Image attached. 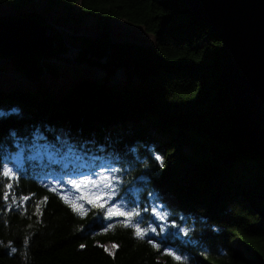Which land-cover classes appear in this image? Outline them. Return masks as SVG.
Wrapping results in <instances>:
<instances>
[{
    "label": "trees",
    "instance_id": "obj_1",
    "mask_svg": "<svg viewBox=\"0 0 264 264\" xmlns=\"http://www.w3.org/2000/svg\"><path fill=\"white\" fill-rule=\"evenodd\" d=\"M32 2L0 0V5L20 9ZM55 5L63 8L59 24L96 19L98 35L77 37L75 58L100 67L105 77L98 82L82 79L57 97L42 83L36 91L0 87V108L20 109L19 116L0 119V143L10 148L15 130L25 138L22 146L31 149L25 155H32L43 141L33 145L39 129L47 139L59 133L62 139L69 133L72 140L79 137L75 143L90 155L118 150L124 166L131 168L126 181L137 178L145 191L153 179L155 189L168 195L174 213L193 218L191 231L201 235L207 250L196 252L174 242L186 256L205 261L193 264H264V160L235 133L233 103L219 80L220 39L196 18L187 0H45L44 8ZM26 15L44 23L37 13ZM112 18L141 26L154 43L112 41ZM53 39L55 52L65 53L58 32ZM46 55L25 53L12 59L37 79L40 58ZM118 68L126 84L107 85ZM157 154L163 169L154 159ZM188 163L196 166L186 187L178 172ZM141 175L147 183L138 179ZM42 177L38 167L36 175L30 170L13 182L17 198L31 196L26 211L5 210L2 196L8 181L0 177V264H175L162 254L163 248L153 249L118 223L122 218L107 221L95 209L85 217L74 214ZM44 197L47 203H40L43 214L37 217L36 205ZM109 223L115 226L105 232ZM106 244L118 247L109 255Z\"/></svg>",
    "mask_w": 264,
    "mask_h": 264
},
{
    "label": "snow or ice",
    "instance_id": "obj_2",
    "mask_svg": "<svg viewBox=\"0 0 264 264\" xmlns=\"http://www.w3.org/2000/svg\"><path fill=\"white\" fill-rule=\"evenodd\" d=\"M13 115H20L18 107H11L8 110L0 108V119ZM10 137L13 140L10 148L6 149L4 144L0 143V177L8 181L4 185L2 196L5 210L11 211L13 207H17L26 211L25 204L30 201L31 196L21 195L17 198L13 192V182H18L21 177H27L30 170L36 175L39 167L43 173L42 178L51 181L48 190L59 195L74 214L85 217L91 209H95L102 212L107 221L122 218L118 223L126 229H131L137 239H146L147 243L157 251L163 248L162 254L171 257L175 264H188L191 257L186 256L174 243L181 237L190 235L191 229L185 226V217L175 216L167 198L155 189L147 192L148 203L142 204V199H145L144 185L137 184V178L126 181L131 168L124 166L118 150L102 156L89 155L79 148L69 133L67 139L58 136L57 144L48 145L53 151L48 153V165L41 166L37 163V156L25 155L26 151H31L21 144L25 138L19 136L15 130H11ZM45 139L47 137L43 132L36 129L33 134V145L36 141ZM154 159L161 169L165 167L161 155H155ZM49 166L51 171L48 170ZM138 179L148 182L146 175H141ZM10 198L11 203H9ZM47 199L44 197L37 203L34 215L39 217L43 214L40 203L46 204ZM144 213H150L154 218L146 227L141 226ZM114 226L109 223L104 231L107 232ZM169 238L173 243H169ZM24 242L28 243L27 237ZM80 247L85 246L81 244ZM112 247L116 249L118 246L113 244ZM16 251L15 247L11 248V253ZM111 254L110 252L109 255Z\"/></svg>",
    "mask_w": 264,
    "mask_h": 264
},
{
    "label": "water",
    "instance_id": "obj_3",
    "mask_svg": "<svg viewBox=\"0 0 264 264\" xmlns=\"http://www.w3.org/2000/svg\"><path fill=\"white\" fill-rule=\"evenodd\" d=\"M187 2L220 39L219 80L233 103L235 133L264 160V0ZM26 14L0 17V55L53 52V31Z\"/></svg>",
    "mask_w": 264,
    "mask_h": 264
},
{
    "label": "rangeland",
    "instance_id": "obj_4",
    "mask_svg": "<svg viewBox=\"0 0 264 264\" xmlns=\"http://www.w3.org/2000/svg\"><path fill=\"white\" fill-rule=\"evenodd\" d=\"M45 0H33L32 4L22 6L20 9H16L12 5L3 4L0 5V17L2 16H21L26 12H34L43 18L44 24L48 26L54 33L58 32L61 36L63 43L67 47L65 53L55 52V45L53 46V52L45 53L44 57L39 61V75L37 79H34L27 75V72L22 70L19 66L15 65L13 57H6L0 55V87L3 89L18 88L21 90L34 91L42 83L46 88L48 94H56L60 96L66 89L76 85L82 79L91 81H102L105 77V72L96 66H89L85 63L76 60L75 55L79 50V42L77 37H96L99 33L97 21L93 16L84 18L82 22H64L59 24L58 18L63 15V8L59 5L52 6L45 10ZM56 26L58 28H56ZM109 37L112 41H129L139 43L142 45H151L154 43V36L150 33H146L141 26L134 25L121 18H112L110 28L108 30ZM55 42V41H54ZM51 51V50H49ZM46 63L49 64L54 71L46 67ZM221 64V63H220ZM15 78V80L13 79ZM107 85H113L116 87H122L126 84V77L123 69L118 68L115 73L106 81ZM40 147V150L34 154L38 157V162L43 165H48L49 156L48 153L53 151L50 147ZM196 164H186L178 172L179 180L183 181L182 185L186 187L190 184L191 175L194 173ZM48 186H51V181H47ZM70 187V186H69ZM71 195V193H69ZM164 196L169 200L167 194ZM132 198V197H129ZM142 204H147V200H142ZM154 218L150 213L143 214V223L141 226L146 227L151 223ZM193 218H190L189 225H186L190 229L192 228ZM201 235L190 231L189 237H185L182 240L184 248H188L193 251H206L207 248ZM233 246L237 245L234 240ZM106 249L112 252L114 249L112 244H106ZM235 247V246H234ZM184 252V251H183Z\"/></svg>",
    "mask_w": 264,
    "mask_h": 264
},
{
    "label": "bare ground",
    "instance_id": "obj_5",
    "mask_svg": "<svg viewBox=\"0 0 264 264\" xmlns=\"http://www.w3.org/2000/svg\"><path fill=\"white\" fill-rule=\"evenodd\" d=\"M66 46V45H65ZM14 80H15V78H13ZM34 91H36V90H34ZM53 94V93H52ZM55 97H57L55 94H53ZM76 139H79V137H77ZM43 147H46L45 145H42ZM47 149H48V147H47ZM150 183H151V185H155V183L156 182H154V180L152 179V180H150ZM197 252V251H196ZM198 252H200V251H198ZM188 252H185L184 251V254H187ZM189 257H191V259L189 260V262L188 263H197V262H199V263H204L205 261H204V259L203 258H198V256L197 255H188Z\"/></svg>",
    "mask_w": 264,
    "mask_h": 264
}]
</instances>
